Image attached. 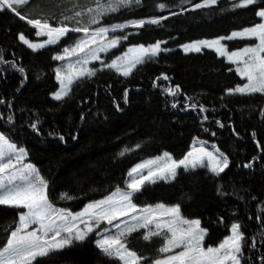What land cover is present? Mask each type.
Wrapping results in <instances>:
<instances>
[{
	"label": "trees",
	"instance_id": "1",
	"mask_svg": "<svg viewBox=\"0 0 264 264\" xmlns=\"http://www.w3.org/2000/svg\"><path fill=\"white\" fill-rule=\"evenodd\" d=\"M159 2L175 4L177 0H143L142 6L110 13L101 23L146 19L179 11L176 7L157 10L155 5ZM231 3L233 0H218L212 9H193L171 16L160 25L147 24L138 30L132 28L115 33H132L123 41L124 47L140 43L148 45L159 40L168 42L169 51L140 64L128 77L104 68L95 77L75 82L72 92L63 101H56L51 95L59 88L55 77L59 61L53 57L82 33L70 32L57 44L34 51L19 40L18 34L23 33L36 42L42 40L36 35L38 29L10 10L0 11V47L5 49L6 59H15L27 71L23 86L20 81L24 77L18 71L9 69L0 73L4 77L0 79V95L6 103L15 97L12 105L17 117L16 127H8L0 120V131L6 132L18 146L27 148L28 161L34 163L49 181L51 192L78 194L73 200L57 199L58 207L67 206L72 211H80L87 202L103 198L116 185L125 187L128 171L139 161L164 152L181 159L191 149L195 138L216 142L231 161L220 177L207 167L187 172L181 169L175 181L145 185L135 202L140 205L179 203L183 215L200 218L201 225L209 227L206 246H217L225 235L230 234L231 223L239 220L246 233L245 239L256 244L254 249L246 246L245 255L251 257L249 264H261L264 242H261L260 233L264 208L259 202L264 200V151H261L264 149V119L259 113L264 110V95L227 93V89L245 82L233 65L212 51L185 54L179 49L182 44L228 36L232 31L260 22L255 11L260 5L232 9ZM88 6H94L93 0H30L17 10L27 20L40 18L58 23L63 15H73ZM185 7L191 8L190 5ZM88 16L85 11L84 24H87ZM236 44L243 46L245 43ZM93 67L98 68L99 64ZM37 73L43 74L40 79L36 78ZM162 74H166L169 80H164ZM177 84L181 92L175 99L180 105L173 109L170 103L173 98L163 93V89ZM125 89L128 90L127 104L123 100ZM185 96L207 106V115L214 119L205 121L202 127L204 113L198 115L199 108L181 111ZM117 103L122 111L116 108ZM21 107L26 110L24 113L19 112ZM7 111L5 105H0V112L7 114ZM37 112L43 120L40 126L43 135L35 134L27 127V117H34ZM81 114L84 115L83 122ZM215 120L224 127H219ZM204 127H209L216 135L204 131ZM50 129L63 134L65 140L48 136ZM73 135L76 139L72 138ZM137 142H142L139 149L135 148ZM125 145L132 151L124 157H117ZM253 157L259 159L253 161ZM249 162L254 164L252 169L244 167ZM220 183L229 191L234 184L241 189L240 194L245 199L232 195L221 198L216 191ZM253 195L256 200L251 199ZM258 208L261 209L259 212ZM220 216L224 217L222 222ZM16 220L18 213L15 209L0 206V247L6 243ZM146 232L140 229L126 237L128 248L150 259L163 255L158 253L162 236L146 241L143 239ZM95 239V234H91L83 243L77 242L51 253L45 258L46 264H122L102 254L94 243Z\"/></svg>",
	"mask_w": 264,
	"mask_h": 264
},
{
	"label": "snow or ice",
	"instance_id": "2",
	"mask_svg": "<svg viewBox=\"0 0 264 264\" xmlns=\"http://www.w3.org/2000/svg\"><path fill=\"white\" fill-rule=\"evenodd\" d=\"M26 3L27 0H0V11L10 10L21 16L17 5ZM142 3L143 0H93L94 6L75 11L73 15H63L56 26L47 19H28V23L38 29L36 35L48 37L46 41L33 43L23 33H19V40L33 50L43 48L46 44H55L69 32L83 34L71 40L53 57L54 60L62 62L55 68L59 90L51 93L56 101H63L69 96L74 82L95 77L97 72L104 68L115 69L117 73L128 77L137 65L158 57L162 51H169L167 48H162L165 41L158 40L148 45L140 43L129 46L122 55H116L110 62L105 63L101 53H107L132 34L117 35L115 33L118 30L129 27L138 30L146 23L160 25L162 21L168 19V15L176 16L189 11L190 9L185 5H190L191 9H212L218 4V0H199L196 3L192 0H177L175 4L159 2L155 5L157 10L176 7L179 11H169L168 15L151 16L146 19L101 23L110 13L119 12L121 9L132 10L142 6ZM252 5H260L255 11L261 21L254 26L246 27L242 31H232L228 37L200 39L180 46L185 53H199L204 48L213 49L219 56L226 57L230 63L235 64L236 72L246 82L227 89L226 92L229 94H264V0H233L230 8H247ZM85 11L89 14L87 24L83 22ZM23 18L27 19V17ZM93 25L95 27H92ZM110 33L113 35L110 36ZM236 37H246L255 42L229 51L222 41ZM93 61H99L98 68L89 67ZM9 69L23 75L24 79L20 81V85L23 86L24 80L27 79L25 67L20 66L15 59H6L5 49L0 47V73ZM42 75L37 73L36 78L40 79ZM162 75L164 80H169L166 74ZM3 78L0 76V79ZM19 90L16 89L17 92ZM180 92L179 84L163 89V93L173 98L170 101L173 109L180 105V101L175 99ZM14 99L15 97H11L6 103L0 95V105H5L8 109L7 114L0 112V120H3L8 127L17 126L16 111L12 105ZM123 100L125 104L128 103L127 89L124 90ZM116 108L122 111L119 103L116 104ZM197 108H199L198 115L204 113L201 116L202 127L205 121L214 119L207 115L209 111L207 106L190 96H185L184 107L180 110ZM25 111L22 107L19 109L20 113ZM259 115L264 119V110ZM104 118L107 119V116ZM23 119L22 116L21 121ZM80 119L81 122L84 121L83 114ZM27 120L28 128L35 134L43 135L40 127L43 120L38 112L34 117L29 115ZM215 123L221 128L224 127L219 120H215ZM204 131H210L212 136L216 135V132L211 131L209 127H204ZM47 135L57 136L61 141L65 140L64 135L55 130L50 129ZM252 135L255 137L256 133L253 132ZM72 138L76 139V136L73 135ZM141 147L142 142L135 144L136 149ZM131 151L132 148L125 145L117 153V157H124ZM27 157L28 150L25 146H18L6 132L0 131V206L13 208L18 213L16 226L11 229L6 243L0 247V264H46L45 258L51 253L77 242L83 243L93 232L96 233L94 243L101 253L109 258L118 259L122 264H249L251 257L245 255L246 246L254 249L256 244L245 239L246 233L242 231L239 220L231 223L230 234L225 235L217 246H206L205 238L209 234V227L201 226L200 218H187L183 215L179 203L140 205L135 202L138 194H142L141 189L145 182L155 184L158 180L175 181L181 168L187 172L198 167H207L212 174L220 177L229 168L231 161L218 147L209 150L203 142H199V146L194 145L192 150L181 159L164 152L161 156L144 160L128 171L129 179L125 182V187L116 185L114 190L103 198L87 202L80 211H72L67 206H57L55 203L57 199L73 200L78 198V194L68 191L51 192L49 181L40 174L34 163L26 162ZM257 159L259 157L252 158L253 161ZM244 167L252 169L254 164L249 162ZM216 191L221 198L232 195L241 200L245 199L240 194L241 189L234 184L231 186V191L227 190L223 183L217 184ZM188 198L191 199L190 196ZM251 199L257 198L253 195ZM259 203L264 208V200ZM260 210L257 209L258 212ZM219 220L222 222L224 217L220 216ZM261 228V242H264V224ZM140 229L147 230L143 235L146 241L154 236H162L163 243L158 253L163 255L150 259L128 248L126 237ZM260 260L261 264H264V254L261 255Z\"/></svg>",
	"mask_w": 264,
	"mask_h": 264
},
{
	"label": "rangeland",
	"instance_id": "3",
	"mask_svg": "<svg viewBox=\"0 0 264 264\" xmlns=\"http://www.w3.org/2000/svg\"><path fill=\"white\" fill-rule=\"evenodd\" d=\"M30 0H27V3L29 2ZM26 3V4H27ZM26 4H23V5H17V9L18 8H20V7H24V5H26ZM190 10H191V8H190ZM23 18V17H22ZM25 19V18H24ZM23 20V19H22ZM27 20V19H26ZM25 21V20H24ZM28 21V20H27ZM26 21V22H27ZM49 21V20H48ZM260 21H261V18H260ZM51 24H53V26H56L57 24V22L56 21H54V20H51V21H49ZM28 23V22H27ZM145 25H147V23L145 24ZM32 27H34L33 25H31ZM35 28V27H34ZM36 29V28H35ZM129 29H132V28H127V29H123V30H118L117 31V33L118 32H121V31H125V30H129ZM238 31H242V30H238ZM70 33V32H69ZM111 34L112 33H110L109 35L111 36ZM83 35V34H82ZM228 36H230V34L228 35ZM228 36H223V37H228ZM37 37H39L40 39H42V40H40V41H33V43H41V42H43V41H46L47 39H48V37L47 36H38L37 35ZM63 37H61L60 38V40L58 41V42H60L61 41V39H62ZM210 40V39H209ZM123 41L124 40H122L115 48H112V49H110L107 53H101V56H102V58L104 59V61H105V63H108V62H110V60L112 59V58H114L116 55H122L123 54V52H125V51H127V49H128V47L129 46H123L122 44H123ZM57 42V43H58ZM166 43H164V44H162V48H167V49H169L168 47H167V44H168V42L167 41H165ZM237 42H244L245 44L243 45V46H239V45H237L236 43ZM253 42H255L253 39H249V38H246V37H236V38H233V39H225V40H223L222 41V43H224L225 45H227V48H228V50L229 51H232V50H236V49H240V48H243V47H245V46H247L248 44H251V43H253ZM23 43V42H22ZM57 43H55V44H57ZM55 44H46L44 47H47V46H53V45H55ZM27 46V45H26ZM43 47V48H44ZM31 49V48H30ZM40 49H42V48H40ZM40 49H37V50H40ZM181 51H183V48L182 47H180L179 48ZM33 50V49H32ZM37 50H34V51H37ZM204 51H212V52H214V53H216L213 49H209V48H204L201 52H199V53H202V52H204ZM164 51H162L161 53H163ZM184 52V51H183ZM160 53V54H161ZM185 53V52H184ZM191 53H195V54H198L197 52H189V53H185V54H191ZM217 54V53H216ZM218 55V54H217ZM219 56V55H218ZM220 58H223V59H225L229 64H231V65H233V67H234V70L236 69V65L235 64H232V63H230L227 59H226V57H221V56H219ZM62 62H60L59 61V64L58 65H60ZM97 64H99V61H93V62H91L90 64H89V67H93V65H97ZM140 65V64H139ZM139 65H137V67L139 66ZM136 67V68H137ZM135 68V69H136ZM135 69H133V71L135 70ZM113 70H115V69H113ZM133 71H132V73H133ZM236 71V70H235ZM118 74H120V73H118ZM238 74V73H237ZM120 75H122V74H120ZM239 75V74H238ZM123 76V75H122ZM242 79V78H241ZM242 80H244V79H242ZM245 82H246V80H244ZM58 82V81H57ZM75 83V82H74ZM73 83V84H74ZM58 84H59V82H58ZM58 90H59V88H58ZM233 94H238V93H233ZM256 94H259V93H256ZM249 95H252V94H249ZM264 95V94H263ZM52 98L54 99V97L52 96ZM55 100V99H54ZM199 142H203L204 143V145L206 146V147H208L209 148V150H214V148L215 147H218L219 148V146H218V144L216 143V142H210V141H207V140H204V139H200L199 138V140H197V138H195L194 140H193V142H192V145H191V149L190 150H192V148H193V146L195 145V146H199ZM189 150V151H190ZM162 155V154H161ZM161 155H159V156H161ZM29 157V156H28ZM28 157L26 158V162H29L28 161ZM153 158V157H152ZM147 159H150V158H146V159H143V160H141V161H139L138 163H141L142 161H144V160H147ZM31 163V162H30ZM137 163V164H138ZM136 165V164H135ZM134 165V166H135ZM133 166V167H134ZM38 168V167H37ZM198 168H200V167H198ZM39 169V168H38ZM181 169H183V168H181ZM181 169H179V170H181ZM197 169V168H196ZM196 169H192V170H196ZM209 169V168H208ZM179 170H178V172H179ZM40 171V170H39ZM210 171V170H209ZM40 174H41V172H40ZM177 177H178V175H177ZM128 179H129V177H128ZM159 182H172V181H163V180H158L156 183H159ZM147 184H150V183H148V182H145V185H147ZM144 185V186H145ZM142 190V189H141ZM202 226V225H201ZM146 230V229H145ZM147 231V230H146ZM91 234H95V236H96V233L95 232H93V233H91ZM90 234V235H91ZM89 235V236H90ZM126 242V241H125ZM118 260V259H117ZM121 262V261H120ZM122 263V262H121Z\"/></svg>",
	"mask_w": 264,
	"mask_h": 264
},
{
	"label": "water",
	"instance_id": "4",
	"mask_svg": "<svg viewBox=\"0 0 264 264\" xmlns=\"http://www.w3.org/2000/svg\"><path fill=\"white\" fill-rule=\"evenodd\" d=\"M191 10H193V9H191ZM189 11H190V10H189ZM18 17H20L21 19L27 21L26 19L22 18L21 16H18ZM169 17H171V15H168V18H169ZM27 22H28V21H27ZM129 28H131V27H129ZM126 29H127V28H126Z\"/></svg>",
	"mask_w": 264,
	"mask_h": 264
}]
</instances>
